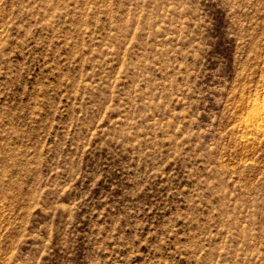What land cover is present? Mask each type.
<instances>
[{
    "label": "rangeland",
    "instance_id": "374dc122",
    "mask_svg": "<svg viewBox=\"0 0 264 264\" xmlns=\"http://www.w3.org/2000/svg\"><path fill=\"white\" fill-rule=\"evenodd\" d=\"M263 101L264 0H0V264H264Z\"/></svg>",
    "mask_w": 264,
    "mask_h": 264
},
{
    "label": "bare ground",
    "instance_id": "6f19581e",
    "mask_svg": "<svg viewBox=\"0 0 264 264\" xmlns=\"http://www.w3.org/2000/svg\"><path fill=\"white\" fill-rule=\"evenodd\" d=\"M244 122L245 128L247 129L245 131L254 130L255 134H264V101L261 103L255 102L251 105L248 116Z\"/></svg>",
    "mask_w": 264,
    "mask_h": 264
}]
</instances>
